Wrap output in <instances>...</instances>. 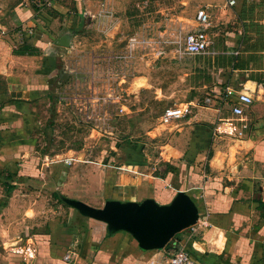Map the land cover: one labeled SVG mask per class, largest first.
Masks as SVG:
<instances>
[{
  "label": "crops",
  "instance_id": "1",
  "mask_svg": "<svg viewBox=\"0 0 264 264\" xmlns=\"http://www.w3.org/2000/svg\"><path fill=\"white\" fill-rule=\"evenodd\" d=\"M2 1L1 176L18 154L21 161L32 156L29 147L37 106L41 96L50 94L53 78L73 72L77 79L83 78L78 68L83 56H71L77 51L69 33L76 35L85 11L84 0ZM250 2L264 4V0H234L232 5L228 0H195L196 8L205 7L211 18L213 15L214 24L243 13ZM239 31H226L224 43L227 52L246 60L249 51H240ZM62 37H67L68 46L59 44ZM19 49L25 53H15ZM255 55V68L228 65L220 69L215 78L218 85L207 104L194 98L184 101L194 106L189 115L174 120L173 153L160 158L171 166L157 168L163 177L140 172L136 164L122 166L125 173L114 183L117 194L109 197L123 201L153 197L167 203L176 191L184 190L197 203L199 223L205 226L192 235L188 229L179 232L175 245L143 251L128 232H110L105 223L81 215L57 198L27 192L24 182H14L16 187L6 205L0 199V264H162L178 246L188 249L197 264H264V50L255 51ZM100 59L99 55L91 57L93 74ZM248 75L255 81L243 79ZM232 86H240L237 88L253 98L241 117L231 113L235 94L240 92ZM226 88L232 94L225 97ZM127 102L122 107L132 111L134 103ZM22 146L28 150L19 152ZM39 173L41 177L44 174L42 170ZM138 175L153 180L142 182L144 178ZM63 182L52 187V192L94 207L104 204L102 186L93 188L90 196L88 189L76 188L68 194L65 188L69 181ZM39 184L40 191L43 186ZM133 186L140 189L132 192ZM68 251L71 255L67 260L64 256Z\"/></svg>",
  "mask_w": 264,
  "mask_h": 264
},
{
  "label": "rangeland",
  "instance_id": "2",
  "mask_svg": "<svg viewBox=\"0 0 264 264\" xmlns=\"http://www.w3.org/2000/svg\"><path fill=\"white\" fill-rule=\"evenodd\" d=\"M107 1L117 20L114 28L106 29L92 18L101 0H84L85 11L76 35L69 33L76 45L73 50L77 51L71 56H83L78 66L83 78L77 79L75 72L53 78L50 94L41 96L37 106L29 147L36 159L28 166L38 168V177H30L29 181L37 188L35 193L50 200L55 199L51 188L67 180L68 194L77 188L84 192L88 189L90 196L93 188L102 186L104 198L115 196L114 183L120 173H125L121 167L130 165L128 160L136 161L134 164L139 165L140 172L157 175L156 169L165 163L160 160L161 155H171L176 142V121L161 122L164 109L189 98L207 104L205 99L213 97L218 85L216 74L221 68L228 65L255 68V62L258 63L255 51L264 50V4L250 2L243 13L229 17L227 22H212L207 29L211 43L206 54L175 56L173 44L168 41L180 32L196 28L195 0ZM226 31L240 32V51L243 54L249 51L246 60L240 59V54L227 52L223 36ZM133 35L163 39V57L154 59L146 54L148 49L142 48L135 51L125 68L111 60L115 53L123 51ZM92 55L101 57L94 74ZM243 79L255 81L249 75ZM232 87L241 91L237 88L240 86ZM127 100L134 103L132 111L121 105L129 104ZM23 147L17 150H28L27 146L20 150ZM40 170L44 173L42 177ZM138 176L144 178L142 182L153 180L150 176ZM39 182L43 186L40 191ZM130 190L137 191L138 187Z\"/></svg>",
  "mask_w": 264,
  "mask_h": 264
},
{
  "label": "water",
  "instance_id": "3",
  "mask_svg": "<svg viewBox=\"0 0 264 264\" xmlns=\"http://www.w3.org/2000/svg\"><path fill=\"white\" fill-rule=\"evenodd\" d=\"M59 44L68 46L67 37H62ZM61 199L81 215L105 223L110 232H128L143 251L163 249L200 217L197 203L184 190L176 191L167 203L153 197L139 201L107 199L101 207H94L63 195Z\"/></svg>",
  "mask_w": 264,
  "mask_h": 264
},
{
  "label": "built area",
  "instance_id": "4",
  "mask_svg": "<svg viewBox=\"0 0 264 264\" xmlns=\"http://www.w3.org/2000/svg\"><path fill=\"white\" fill-rule=\"evenodd\" d=\"M229 4H234V0H228ZM92 18L97 24H103L106 29L114 28L117 24L116 17L113 10L108 6L107 0H101L98 9L92 14ZM209 13L205 7H199L194 16V22L196 28L188 30L184 33H179L174 40L168 41L173 44V55L177 56H198L204 55L208 52L210 46V38L207 33L208 27L211 25ZM1 31H4L0 28ZM163 39L161 38H140L137 35L130 36L126 41L123 51L115 53L111 60L121 64L122 68H125L130 64L131 58L134 57L137 49H148L146 54L153 56L154 59L162 58L165 53V48L162 44ZM232 91L228 88L225 89L224 96H229ZM253 101L251 95L245 92H237L235 94V101L231 104V113L236 117H241L244 113L245 108L250 105ZM205 102H209V98L205 99ZM194 106L193 102H184L177 106H169L164 109L161 114V122L168 124L174 120L185 117L191 113V108ZM120 110H122L120 108ZM201 226H205L203 222L199 223V220L189 226L188 232L192 235L197 232ZM178 241L174 236L168 244L175 245ZM71 252L68 251L65 254V259H70ZM151 264H154L151 262ZM162 264H197L196 260L190 255L184 247L178 246L176 250H172L164 263Z\"/></svg>",
  "mask_w": 264,
  "mask_h": 264
},
{
  "label": "trees",
  "instance_id": "5",
  "mask_svg": "<svg viewBox=\"0 0 264 264\" xmlns=\"http://www.w3.org/2000/svg\"><path fill=\"white\" fill-rule=\"evenodd\" d=\"M80 11H81V9H80ZM15 53H25V50L24 51L21 49L15 50ZM22 149H25V146L23 148H21L20 150H22ZM32 159H36V158L34 156H31L28 160L21 162L20 159L17 157V159H15L12 163H9L7 165V168H5L6 174H4L3 176L0 175V189L2 191V195L0 196V199L3 200L4 205H6L7 199L10 197L12 190L16 187V184H14V182H18V183L24 182V186H25L24 190L25 191L35 192L37 190V188L35 186H33L34 184H32V182L29 181L30 177L38 175V168H36V171L35 170L33 171L32 166L31 167L28 166V165L33 164ZM128 161H130L129 164H134L136 162L135 161L134 163H131L132 160H128ZM36 163L37 164L39 163V159L37 160ZM163 165H165L166 167L171 166V164H169V163H163ZM157 173H158L159 177H163V173L160 172L159 169H157ZM55 175L57 176V174H55ZM138 189H140V187ZM52 195L55 198H57L58 200H60L61 202H63L61 199L62 195L60 194L59 191H53ZM141 200H143V199H141ZM63 203L66 204L65 202H63ZM177 235H178V233L175 236H177ZM176 248H174V250H176ZM187 251H188V249H187Z\"/></svg>",
  "mask_w": 264,
  "mask_h": 264
}]
</instances>
